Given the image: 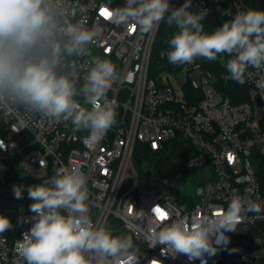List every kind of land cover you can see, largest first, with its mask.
Instances as JSON below:
<instances>
[{
  "label": "built area",
  "instance_id": "1",
  "mask_svg": "<svg viewBox=\"0 0 264 264\" xmlns=\"http://www.w3.org/2000/svg\"><path fill=\"white\" fill-rule=\"evenodd\" d=\"M109 1L78 0L80 7L73 14L83 15L97 31L92 54L116 65L113 85L106 94V102L117 107L115 126L89 148L83 143L87 132L74 131L71 121L55 123L39 114L0 113V164L6 168L17 161L28 185L41 183L60 166L84 172L94 226L106 227L113 235L131 236L135 245L134 255L114 264H193L184 255L173 259L162 253V245L152 247L153 229L226 209L236 190L245 204L259 203L262 211L247 213L237 230L227 233V247L206 257L207 264H264V188L259 180L264 165V93L255 88V80L264 71L249 68L247 101L230 104L210 84L205 69L208 60L199 58L183 65L168 62L174 26L161 21L150 34H142L133 24L116 25L102 12L122 6L125 0ZM170 3L180 7L184 0ZM201 8L208 10L202 23L211 32L237 11L264 10V0H192L189 10ZM158 40L166 46L156 50ZM76 59L83 83L91 65L88 58ZM181 69L196 71L200 83L181 84L176 77ZM168 142H176L184 150L185 168L198 174L192 178L197 183L192 198L182 203L153 184L140 185L133 165L138 144L158 151ZM250 156L259 163V172L252 168ZM162 184L166 186V182ZM23 199H16L19 205ZM32 202L28 200L26 205ZM157 210L165 214L163 219ZM31 216L20 220L19 229L0 234V264H15L16 243L31 227Z\"/></svg>",
  "mask_w": 264,
  "mask_h": 264
},
{
  "label": "clouds",
  "instance_id": "2",
  "mask_svg": "<svg viewBox=\"0 0 264 264\" xmlns=\"http://www.w3.org/2000/svg\"><path fill=\"white\" fill-rule=\"evenodd\" d=\"M191 6L192 0H184L180 7L170 0H125L110 8L107 18L116 25L133 24L142 34H150L161 21L174 26L168 42L170 64L199 58L215 61L226 54L230 58L224 79L241 85L249 68L264 71V10L237 11L208 32L202 23L208 10L194 12ZM79 7L78 0H0V113L71 121L74 131L87 132L83 143L92 148L117 123V107L106 102L117 70L110 59L92 54L97 31L83 15L73 14ZM76 58H88L91 65L83 83ZM255 88L264 93V75L255 80ZM25 190L33 201L31 227L16 243L15 264H114L134 255L131 236L94 226L81 170L60 166L41 183L12 186L18 200ZM261 211L259 203L245 204L233 190L226 209H214L190 222L157 225L150 243L162 245V253L173 259L184 255L193 264L197 260L207 264L206 257L227 247V233L236 231L247 213ZM12 229L11 220L0 214V234Z\"/></svg>",
  "mask_w": 264,
  "mask_h": 264
},
{
  "label": "trees",
  "instance_id": "3",
  "mask_svg": "<svg viewBox=\"0 0 264 264\" xmlns=\"http://www.w3.org/2000/svg\"><path fill=\"white\" fill-rule=\"evenodd\" d=\"M109 3L112 2L109 1ZM163 46L166 44L158 40L155 49ZM229 58L225 54L218 56L215 61H207L205 69L209 73L210 84L213 88L225 101L234 105L247 101V86L245 83L241 85L231 80L225 81L224 76L227 75L225 65ZM186 157L187 154L176 142H168L158 151H152L145 144H138L133 155V165L137 171L140 185H149V179H153V182L170 184L176 178L181 177L183 180L192 178L194 174H191L192 171L184 166ZM146 171L153 173H144ZM259 180L264 188V165L259 173ZM8 184H24L25 186L29 184V179L17 161L9 163L6 168L0 170V193L3 192L2 188Z\"/></svg>",
  "mask_w": 264,
  "mask_h": 264
},
{
  "label": "rangeland",
  "instance_id": "4",
  "mask_svg": "<svg viewBox=\"0 0 264 264\" xmlns=\"http://www.w3.org/2000/svg\"><path fill=\"white\" fill-rule=\"evenodd\" d=\"M162 28L164 31L165 25ZM176 77L183 85L187 84L190 81L200 83V76L196 71L188 72L187 69H181L177 72ZM249 162L251 163L252 168L256 172H259V163L253 157H249ZM191 174H194L192 175V178L196 175L198 176L197 173ZM192 178H188L189 180L186 181H184L183 178L181 179V177L176 178L175 180L170 182V184H166V186L161 182H153V179H149V183L153 184L160 191L172 193L179 200V202L182 203L184 202V200L192 198V193L197 185V183L192 181ZM127 184L129 186L131 185L129 181L127 182ZM12 186L13 185L8 184L6 187L2 188L3 192L0 193V214L7 216L11 220L14 229H19L21 226L20 220L30 213L29 206L26 205V202L29 199L26 191V195L22 200V203L19 205L18 201L14 199Z\"/></svg>",
  "mask_w": 264,
  "mask_h": 264
},
{
  "label": "snow or ice",
  "instance_id": "5",
  "mask_svg": "<svg viewBox=\"0 0 264 264\" xmlns=\"http://www.w3.org/2000/svg\"><path fill=\"white\" fill-rule=\"evenodd\" d=\"M102 14L105 15V16L108 15V13L106 11L105 12H102ZM157 211H158L160 217L163 219L165 214L163 212H160V210H157Z\"/></svg>",
  "mask_w": 264,
  "mask_h": 264
},
{
  "label": "water",
  "instance_id": "6",
  "mask_svg": "<svg viewBox=\"0 0 264 264\" xmlns=\"http://www.w3.org/2000/svg\"><path fill=\"white\" fill-rule=\"evenodd\" d=\"M0 165H1V164H0ZM3 169H4V167H3ZM3 169H2V170H3Z\"/></svg>",
  "mask_w": 264,
  "mask_h": 264
}]
</instances>
